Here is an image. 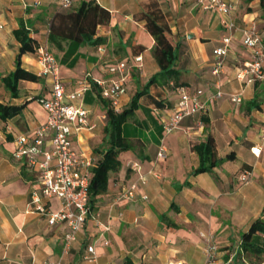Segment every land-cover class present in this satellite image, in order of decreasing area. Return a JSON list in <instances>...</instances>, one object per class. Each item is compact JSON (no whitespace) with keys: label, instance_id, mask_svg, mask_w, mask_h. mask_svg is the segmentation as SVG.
<instances>
[{"label":"crops","instance_id":"0c3cea01","mask_svg":"<svg viewBox=\"0 0 264 264\" xmlns=\"http://www.w3.org/2000/svg\"><path fill=\"white\" fill-rule=\"evenodd\" d=\"M96 1L110 12L109 22L96 28L94 38L105 39L100 44L49 42L55 15L67 11L60 9L59 0H0V103L25 105L20 115L0 128V264H86L89 245L95 246L97 264H205L208 240L202 234L214 236L223 264H264V233L251 240L261 251L250 252L243 246V234L251 224L264 220V145L259 156L252 153L254 146L263 144L264 82L237 78L253 59L243 44L244 30L254 27L264 43L260 0H226L232 7L228 16L201 8L197 0ZM148 4L159 6L170 24L179 83L190 90L202 89L207 103L205 112L186 118L171 133L164 130L163 120L173 113L174 88L148 84L160 71L154 38L138 18ZM22 24L37 45L35 52L21 56L22 67L40 80H20L18 96L13 97L2 77L16 67L21 44L14 31ZM227 36L229 53L223 72L216 76L214 49ZM41 45H48L54 55L67 93L87 85L74 102L88 110L95 126L73 136L78 151L83 148L102 158L98 151L106 124L104 102L109 101L99 96L95 80L114 78L109 72L112 64L124 61L130 71L118 109L127 108L135 93L143 91L138 109L123 125V135L133 140V147L120 154V170L110 173L107 191L98 196L85 227L67 251V224L50 225L30 203L32 192L40 187L38 175L26 159L14 157L16 135L33 138L47 121L38 103L51 90L49 79L40 73ZM217 91L222 92L220 97L215 96ZM233 93H241L240 103L230 100ZM210 134L220 162L195 174L200 159L192 147ZM161 147L166 149L165 159L157 157ZM44 148L50 149L49 144ZM244 173L249 178L246 183L241 180ZM133 182H138L135 198H120ZM43 201L51 210L60 207L57 198Z\"/></svg>","mask_w":264,"mask_h":264},{"label":"built area","instance_id":"2783aa9c","mask_svg":"<svg viewBox=\"0 0 264 264\" xmlns=\"http://www.w3.org/2000/svg\"><path fill=\"white\" fill-rule=\"evenodd\" d=\"M80 0H59L60 9H69ZM203 9H214L222 15L228 16L232 7L226 0H197ZM229 27L233 24L229 23ZM231 37L223 38V44L214 49L215 62L212 73L219 76L224 69V62L229 53ZM243 44L253 56L249 66L243 68L237 78L249 82H264V43L254 27L244 30ZM38 59L41 64V75L47 77L51 84L50 95L39 98V102L47 113L46 123L39 127L33 138L26 134L16 135L17 148L14 157L26 159L27 164L37 173L40 187L32 192L30 203L47 217L50 225L58 223L67 224L69 230L64 235V251H67L76 240L77 234L83 229L91 215L89 200V185L91 179V168L97 165L100 158L92 152L81 149L76 150L73 136L84 128L92 129L95 125L88 119V110L74 101L79 99L87 85L70 93L66 92L61 78L58 63L47 45H41L37 50ZM136 61L141 57H136ZM109 72L115 75L110 80L96 79L95 82L100 89L102 98L109 100L110 105L118 109L119 97L126 92L125 82L129 76V69L124 61L112 64ZM170 85L174 83L171 81ZM177 100L173 107V113L163 120L164 130L167 133L174 132L181 127L183 120L206 111L207 103L203 99V90H190L184 85L174 88ZM222 95L217 91V97ZM232 102L242 101L241 93L229 95ZM261 145L252 148V153L259 156L264 145V134L261 137ZM49 144L50 149L44 145ZM157 157L165 159L167 152L161 147ZM132 167L138 168L137 163ZM140 181H144L140 176ZM243 182H248L247 173L241 176ZM138 182L131 183L122 191L120 198L133 199L137 194ZM57 198L60 207L51 210L44 199ZM109 229V226L106 227ZM207 238L204 247L206 255L205 264H223L218 257L219 245L212 234H202ZM108 243V242H107ZM86 264H97V255L94 245L87 247L84 255ZM48 264H63L61 261ZM173 264V263H170Z\"/></svg>","mask_w":264,"mask_h":264},{"label":"trees","instance_id":"16d2710c","mask_svg":"<svg viewBox=\"0 0 264 264\" xmlns=\"http://www.w3.org/2000/svg\"><path fill=\"white\" fill-rule=\"evenodd\" d=\"M260 7L264 14V0H260ZM66 10L58 12L51 23L48 37L50 43L55 42L57 39L76 40L81 43L88 42L91 44H100L105 41L103 37L96 36L94 38V36L99 24L109 22L110 12L101 7L96 0H81L77 6L73 5ZM138 18L145 21L144 27L146 31L154 38L153 54L160 66V71L149 80L148 84L158 83L170 87V82L172 81L174 83L171 86L172 88L181 85L178 81V70L174 67L176 45L172 41L171 27L163 11L159 6L148 4L138 14ZM14 35L21 44L16 59V67L2 77V82L11 95L17 97L20 80L38 82L40 77L24 69L21 61L23 54L36 51V40L30 37L28 29L23 24L14 31ZM257 82L259 81H255L256 84ZM98 94L101 97L100 89ZM142 94L143 91H137L132 97L129 106L122 110L113 108L109 102H104L106 124L103 129L104 136L101 149L98 151L102 154V158L98 160L95 167L91 168L89 185L91 208L98 196L107 191L110 173L120 170V154L131 150L133 147V140L123 135V125L133 117L138 109V101ZM24 106L0 103V128H2L1 124L3 122L20 115ZM192 148L200 159V165L194 171L195 174L210 171L220 162L213 135L210 134L206 140L195 143ZM229 156L234 158V155ZM256 233H264V220L261 218L256 219L249 230L243 234V246L250 252L261 251L260 247L251 241L252 236Z\"/></svg>","mask_w":264,"mask_h":264},{"label":"rangeland","instance_id":"374dc122","mask_svg":"<svg viewBox=\"0 0 264 264\" xmlns=\"http://www.w3.org/2000/svg\"><path fill=\"white\" fill-rule=\"evenodd\" d=\"M48 46V45H47ZM48 48H49V46H48ZM38 103L40 104V102H39V100H38ZM41 105V104H40Z\"/></svg>","mask_w":264,"mask_h":264}]
</instances>
